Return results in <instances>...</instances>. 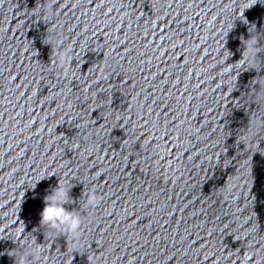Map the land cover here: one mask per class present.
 Segmentation results:
<instances>
[{
	"label": "water",
	"instance_id": "water-1",
	"mask_svg": "<svg viewBox=\"0 0 264 264\" xmlns=\"http://www.w3.org/2000/svg\"><path fill=\"white\" fill-rule=\"evenodd\" d=\"M57 184L77 239L40 225ZM21 256L264 264V0H0V264Z\"/></svg>",
	"mask_w": 264,
	"mask_h": 264
},
{
	"label": "clouds",
	"instance_id": "clouds-1",
	"mask_svg": "<svg viewBox=\"0 0 264 264\" xmlns=\"http://www.w3.org/2000/svg\"><path fill=\"white\" fill-rule=\"evenodd\" d=\"M248 49L246 48V51ZM252 55H255L253 51ZM67 194L57 184L56 189L43 200V208L40 211V225L47 226L49 229L61 230L73 239H77L80 235L81 220L78 216L64 208ZM90 207H95L97 198L95 193H90L86 201ZM41 249H33L30 254L39 256ZM16 264H25V257L18 258Z\"/></svg>",
	"mask_w": 264,
	"mask_h": 264
}]
</instances>
